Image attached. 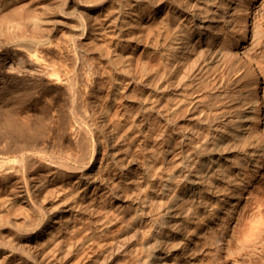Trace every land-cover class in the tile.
I'll return each instance as SVG.
<instances>
[{
    "label": "bare ground",
    "instance_id": "1",
    "mask_svg": "<svg viewBox=\"0 0 264 264\" xmlns=\"http://www.w3.org/2000/svg\"><path fill=\"white\" fill-rule=\"evenodd\" d=\"M65 1L66 12L62 17L60 15L44 17L36 13L25 20H11L6 29L13 30L12 35L6 39L0 38L1 57H9H5L9 48H16L18 52L23 51L28 59L40 63V71L52 78L54 83L61 84L60 88L65 91L62 93L67 95V102L76 122L73 135L77 147L75 145L74 147L80 150L77 153L79 156L75 153L74 156L73 153L68 155H64L66 152L62 153L64 156L60 155L57 160L45 162L44 168L42 166L44 160L34 157V154L31 155L29 152L20 156H0V264H39L37 256L42 240L43 238L54 240L57 231L55 223H58V219L65 218L61 213L66 212L70 215L71 210L81 207L85 197L94 196L99 191H108L119 168L116 158L105 163V160L102 162L104 157L102 154L98 166L100 174L91 175L89 170L94 162L96 150L99 147L105 149L109 144L101 132L105 124V114L108 113L109 103L114 100L111 98L123 87L128 86L125 84L129 80L127 67L130 61L127 59H131L133 51L143 40L150 43L154 55L151 57L152 63L155 62L156 65L153 63L155 80L152 82L155 83L150 85L151 95L146 96L147 103L144 102L145 106L140 110L155 111L162 98L165 99L164 104L166 103V106L164 105L166 108L162 107L163 105L159 107L165 108L162 111H165L169 131L168 133L166 130L169 137L168 147L165 149L171 157L170 161L173 160L167 185L169 198L164 201L167 205L168 202L170 204L166 208L171 209L170 217L174 221L180 218L183 211L185 213L189 211L190 205L194 203H197L196 211L194 210V218L197 219L214 209L215 204L224 205L223 208H218V204L217 208L215 207L216 213L220 211L221 215L215 223L216 228L209 250L215 258V264H228V259L224 256L231 252L233 240L241 243L264 231V28H259L254 18H249L250 4L253 0ZM31 2L32 0H0V20H4L8 14L23 12ZM26 21H29L34 29L45 28L48 24L55 27L56 23L68 25L69 32L77 30L76 41H78L76 37L85 39L87 51L95 47L98 64L100 61L105 63L106 67H102L104 68L102 71L99 68L103 64H97L98 70L102 71L100 74L102 77L100 80L96 78L97 80L92 81L91 88L96 89V99L90 100L88 96L85 97L86 102L90 100L88 103L85 102L86 108L83 106L84 100L79 89L81 87H78L79 79L76 76L78 65L73 68L62 67L59 61L45 57L38 46L40 43L51 44L50 38L41 40L29 38V34L23 29L26 28ZM142 30L147 32L146 37L141 34ZM3 32L4 29L0 28V36ZM105 40L113 43V48L112 45L107 47L109 50L106 53ZM79 44L81 43L75 42L74 48L70 50L74 63L80 60L76 50ZM115 58L114 64L118 62L121 64V66L116 64L117 68L120 67L116 82L112 76V62ZM152 63H147L149 72L146 71L147 68H143L144 72L140 70L139 79L136 77L138 85L144 86L148 83L146 78L151 75L149 73L153 68L149 70V67L153 65ZM236 63L239 64L238 67L235 66ZM136 64L134 67L131 65L135 71L140 68V66L137 68ZM162 69L164 72H161ZM113 71L115 73V69ZM235 73L239 74L235 76ZM88 78L94 79L93 77L91 79V76ZM21 80L22 78L19 82ZM80 80L83 78L80 77ZM149 81L151 83V79ZM236 83L238 87L233 86ZM12 86L9 80L5 81L0 96L5 95L7 100L17 98ZM105 96L110 99L105 101ZM135 96L129 99L125 106L126 110L138 102L139 99ZM88 107L91 109L90 112L87 110ZM124 111L121 116L117 115L118 118L126 117ZM114 114L116 115V112ZM6 122L12 124L11 121ZM131 122L133 125V121ZM138 124L135 126L138 127ZM114 127L112 125V128ZM110 131L112 133L113 129ZM3 136L5 135L0 136V142L5 145V149L7 147L10 149L12 145L22 148L20 139ZM178 155L179 161L176 163L178 159L175 161V158ZM61 170L73 174L69 185L63 188L64 191L69 189L78 195L66 203L68 209L62 210L59 216L55 211L47 215L44 212V201L48 195L45 198L43 190L47 183L55 181L60 176ZM63 189L60 188V191ZM57 192L59 194V191ZM181 200L182 208L178 207ZM26 206L31 208L30 214ZM137 207L138 211L142 209L141 204ZM181 209L183 211L180 212ZM190 212L188 216L184 215L187 216L186 220L189 217L188 224L191 226L195 219L192 217L194 212ZM163 221L157 226L158 232L162 231V225L165 223ZM10 231H16L14 237L16 241L5 238ZM158 232L153 238L154 248L159 242ZM187 234V227L172 230L170 253H176ZM184 254V264H193L196 253L189 245L184 247ZM145 262L146 260L144 264Z\"/></svg>",
    "mask_w": 264,
    "mask_h": 264
},
{
    "label": "rangeland",
    "instance_id": "2",
    "mask_svg": "<svg viewBox=\"0 0 264 264\" xmlns=\"http://www.w3.org/2000/svg\"><path fill=\"white\" fill-rule=\"evenodd\" d=\"M66 6L65 0H32L23 12L8 14L4 20H0V28L4 29L3 35L0 36V38L6 39L12 35L13 30L7 31L6 29L8 22L11 20H25L36 13L44 17H52L55 15H60L62 17L66 12ZM249 18H254V22L259 24V28H264V0L252 1L250 4ZM60 19L62 20V18ZM66 21L67 20H64V22ZM26 22V28L23 29L27 31L29 38L37 40L46 37L50 38L51 44L42 45L40 43L38 46L45 57L50 60H56V62L59 61L60 63H58L62 67L67 66L73 68L78 65L76 67V76H78L77 79H79L78 87H81L79 89L84 100L83 106H85L86 102L85 97L88 96L90 100L96 99V89H92L91 84L96 78L99 80L101 79L102 76L100 74L104 69H102V67L106 66L105 63H100V61L98 64L95 47L87 51L84 45L85 39L82 40L76 37L78 40L76 41L75 36L77 30L69 32L67 29L68 25L56 23L57 25H55V27H53L54 25L52 24H48L45 25V28L34 29L29 21ZM142 31L141 34L145 36L147 32L145 33V30ZM145 37L142 38L145 39ZM75 42L81 43L76 48L80 59L77 63H74L72 60L70 52V50L74 48ZM110 45H112L113 48V43L109 40H105V53L109 50L107 47ZM18 51L19 50L16 48H9L5 56L9 57L3 58L0 56V93L3 92L1 87H3L4 82L9 80L13 85V92L17 94V98L13 100L5 99V95L0 96V136L2 137V135H5L9 136V138L16 137L20 139L22 148L19 149L12 145L15 149H13L12 146L10 147L12 150L8 149V147L5 149V145L0 142V156H20L25 152H29L31 155L34 154V157L40 158L42 161L44 160L42 162L43 168L49 160H57L65 152L66 154L64 155L73 153L72 155L74 156L75 153V155L79 156L80 154H77L79 149L76 148L77 145L74 142L73 135L76 122L74 121L72 110L69 107V102H67V95L66 93H62L64 90L60 88L61 84L54 83L52 78L40 71L41 67L39 62L36 63L28 59L23 51ZM152 55L153 52L150 43L143 40L133 51L131 59H127L128 62L130 61V65L127 67L129 68V80L126 81L128 84L125 83L128 85H125L127 88L123 87L124 89L122 88L121 91L111 98L114 100L117 99V101L112 100V102L109 103L108 113L105 114V124H103L101 128V132L105 135L109 144L105 146V149L104 147H99L96 150L95 159L89 171L91 175L94 176L100 174L98 166L102 154L104 156L102 162L105 160V163L116 158L117 163H119V168L116 170V178L113 179V183L109 185L108 191H99L94 196L90 195L89 197H85L81 207L79 206L71 210L72 214L69 215L66 212H61L64 209H68L66 203L72 201L78 194L73 193L74 191L69 189L64 191L63 188L69 185L68 182L73 178V174L61 170L60 176L55 181L45 185L43 190L46 194L45 198L48 195V199L46 198V201H44L45 214L50 215L55 211L58 216L60 215L59 213H61V215L64 214L65 218L58 219V223H55V227H57L55 230L58 232L56 231V237L54 236L53 238L54 240L50 241L48 238H43L42 246L37 256L39 264H144V260H146L145 264H184V247H188V245L196 253L193 264H215V258L209 250V244L214 229L216 228L215 223L221 215L220 211L216 213V205L218 204V208H223L224 205H219V203L215 204L214 209L203 214L204 216L201 215L197 219L194 218L197 203H194L190 205L191 209L189 211L186 210V213L181 209L180 212L183 211V213L180 214V218L174 219L173 221L170 217L171 209L167 210L166 208L169 206L170 202H168V205L164 202L169 198L167 195L169 192L167 185L169 183L170 171L172 170L173 164V162H171L173 160L171 159L170 161L169 158L171 157L168 152H166L169 131L165 121V111H162L166 108V103L164 104L165 99H161L155 111L148 110V112H144L143 109L140 110V108H143L147 103L146 96L149 97L151 95L152 86L150 85L155 83L152 81L155 80L153 77V70L155 69L154 66L156 63L153 62L155 65L152 63V58L154 57V55ZM21 58L23 59L21 60ZM143 59L145 60L143 61ZM136 60H140L141 62L138 63ZM146 60H151L150 62L153 65L149 64L151 65L149 70H151V68L153 69L151 73H149V75H151L146 78L148 83L145 81L147 84L142 86L138 85L136 77L138 76L139 79L140 70L144 72L143 68H147L146 71L148 70L147 63L150 62ZM115 62L116 58L112 62V76L115 79L114 82H116L118 78L117 72L120 70V67H117L121 66L120 62H118V64L116 63L118 66L114 64ZM128 62L126 63L127 66ZM65 63L68 64L66 65ZM97 64H103V66L100 65L101 68H99V70L102 69V71L98 70L97 67L99 66ZM135 64L137 68L140 66L139 69L135 68L137 71L133 68ZM114 65H116V68ZM235 66L238 67L239 64L236 63ZM114 69L115 73L113 71ZM130 69L135 72L131 74L132 76H130V73H132ZM86 70L90 72L88 73ZM161 72H164L163 69ZM89 76H91V79H94L89 80ZM80 77L81 79L83 78L82 81ZM21 78L22 80L19 82ZM150 79L151 83L149 81ZM85 80L91 82L88 83V81L86 82ZM148 84L150 87H145ZM134 85H136V87ZM233 86L238 87L239 85L236 83ZM85 88H87V90ZM132 89L136 92L134 90L131 91ZM130 92H135L136 94L134 93L131 95L132 93L130 94ZM128 94H130L131 97ZM140 94L142 97H139ZM134 95L139 99L136 103L137 105L139 104V106L136 104H134L133 107L130 106L129 108L131 110L134 108L132 112L129 108L126 110L125 106ZM109 99L110 98L107 96L105 101ZM90 100L87 101L89 102ZM62 103L65 104L63 105ZM161 105L165 108L160 109ZM135 106L139 107V111L136 110L137 107ZM87 110L89 112L91 111L89 107ZM116 110H118V112ZM134 110L138 113L134 112ZM123 111L126 117L118 118L117 115L121 116ZM129 111H131V113ZM149 111L151 112L149 113ZM114 112H116V115ZM126 112H129L130 115ZM159 112L162 114L160 115ZM112 113L113 117L115 115L114 118L112 117ZM134 113L135 117L132 115ZM126 114L129 116L127 117ZM127 119L130 121H125ZM6 121H11L12 124L10 125ZM131 121H133V125ZM121 122H124L125 125ZM114 123L116 124L114 125ZM138 123L141 124L139 125ZM135 124H138V127H136L137 125L135 126ZM112 125L113 127L116 126L114 127L116 130L112 128ZM110 129H113L112 133ZM134 133L135 135H133ZM91 144H93V141H91ZM74 145L76 147H74ZM160 150L163 151L160 152ZM175 161L176 163L179 161V155L175 158ZM145 181L149 183L146 184ZM60 188L63 190L60 191ZM56 190L59 191V194ZM52 192L55 193L53 194ZM27 203L29 202L27 201ZM182 203V200L179 201L178 207L182 208ZM140 204L142 209L138 211L137 206ZM26 207L30 214L31 208L28 206ZM190 211L194 212L192 213V217L195 219H193L194 222H192L191 226L188 224L189 217L186 220V217L189 215L188 212ZM214 215H217V217H214ZM163 220L165 223L162 225V231L158 232L157 226ZM177 227H187L188 234L185 237L186 239L181 241L176 253L172 254L169 250V242L171 241L172 230ZM157 232L159 242L154 248L153 238ZM15 235L16 231H10L5 235V238L16 241L17 239L14 238ZM91 236H93V240ZM82 239H84V241H82ZM81 241L86 243L83 244ZM88 241L89 243L91 241V243H87ZM224 257L228 259V264H264V231L256 233L255 237L247 238L241 243L233 240L231 252L227 253Z\"/></svg>",
    "mask_w": 264,
    "mask_h": 264
}]
</instances>
